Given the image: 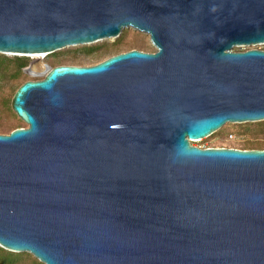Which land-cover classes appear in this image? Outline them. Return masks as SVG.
<instances>
[{
  "label": "water",
  "instance_id": "1",
  "mask_svg": "<svg viewBox=\"0 0 264 264\" xmlns=\"http://www.w3.org/2000/svg\"><path fill=\"white\" fill-rule=\"evenodd\" d=\"M148 36L38 80L0 134V247L41 264H264V150L200 148L264 121V0H0V54Z\"/></svg>",
  "mask_w": 264,
  "mask_h": 264
},
{
  "label": "rangeland",
  "instance_id": "2",
  "mask_svg": "<svg viewBox=\"0 0 264 264\" xmlns=\"http://www.w3.org/2000/svg\"><path fill=\"white\" fill-rule=\"evenodd\" d=\"M88 47H96V49L90 52L82 50L83 48ZM131 49L147 53H152L155 51L147 35L128 28L122 30L120 36L114 40H103L91 45L64 48L63 50L45 55L43 61L51 67L58 65L91 66L103 61L110 56L126 52ZM248 49H259L264 51V44L250 47L233 48L232 51L238 52ZM5 56L9 58L15 57L13 55ZM16 57H24L27 60V65L30 63V61L34 60V58L26 56ZM8 75L9 74H6L0 77V134H8L16 128L26 127V125L20 121L11 110V100L20 85L29 80L39 79L38 77L26 74L23 72V70L22 74L18 77L10 78ZM239 125L242 124H225L222 128L209 137L202 140L192 141L191 144L200 148L224 147L236 149H249L255 148L259 144L264 145V134H256L255 131L257 129L254 125L249 126L247 129L239 127ZM230 136H233V138H230ZM20 257V255H17L13 258Z\"/></svg>",
  "mask_w": 264,
  "mask_h": 264
},
{
  "label": "trees",
  "instance_id": "3",
  "mask_svg": "<svg viewBox=\"0 0 264 264\" xmlns=\"http://www.w3.org/2000/svg\"><path fill=\"white\" fill-rule=\"evenodd\" d=\"M96 49V47L91 48H83L82 50H86V52H90L92 50ZM81 50V51H82ZM89 50V51H88ZM29 57V56H26ZM27 60L24 57H13L9 58L5 55L0 54V77L9 74L8 76L10 78L18 77L22 74V69L26 67ZM254 125L257 129L255 132L256 134H264V121L256 122V123H246L239 125V127H243L245 129L249 128V126ZM254 134V135H256ZM249 149H256V150H264V145L259 144L255 148H249ZM17 255H20V258H13ZM0 264H41L38 262L34 257H32L28 253H14L7 251L5 249H2L0 247Z\"/></svg>",
  "mask_w": 264,
  "mask_h": 264
},
{
  "label": "bare ground",
  "instance_id": "4",
  "mask_svg": "<svg viewBox=\"0 0 264 264\" xmlns=\"http://www.w3.org/2000/svg\"><path fill=\"white\" fill-rule=\"evenodd\" d=\"M108 40H112V39H108ZM46 54L44 53H40V54H30V55H26V56H29L30 58H44Z\"/></svg>",
  "mask_w": 264,
  "mask_h": 264
},
{
  "label": "flooded vegetation",
  "instance_id": "5",
  "mask_svg": "<svg viewBox=\"0 0 264 264\" xmlns=\"http://www.w3.org/2000/svg\"><path fill=\"white\" fill-rule=\"evenodd\" d=\"M34 59H39V58H34ZM41 59H43V58H41Z\"/></svg>",
  "mask_w": 264,
  "mask_h": 264
},
{
  "label": "built area",
  "instance_id": "6",
  "mask_svg": "<svg viewBox=\"0 0 264 264\" xmlns=\"http://www.w3.org/2000/svg\"><path fill=\"white\" fill-rule=\"evenodd\" d=\"M230 138H233V136H230Z\"/></svg>",
  "mask_w": 264,
  "mask_h": 264
}]
</instances>
